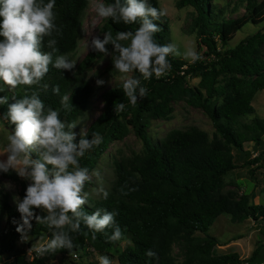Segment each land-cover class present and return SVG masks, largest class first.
<instances>
[{"label":"trees","instance_id":"obj_1","mask_svg":"<svg viewBox=\"0 0 264 264\" xmlns=\"http://www.w3.org/2000/svg\"><path fill=\"white\" fill-rule=\"evenodd\" d=\"M102 2L107 4L113 0ZM149 2L159 9L157 0ZM240 3L244 10L240 19L262 13L258 0H240ZM87 4L88 0H56V22L63 31L58 37L55 55L69 56L76 50ZM173 5L176 9L190 7L186 30L194 37L200 59L191 63L170 55L171 71L160 79L153 76L148 81L142 80L148 95L143 100L138 98L136 106L129 105L123 94L122 82L114 83L101 92V109L84 132L88 139L93 132L100 133L103 142L81 159V166L90 172L109 144L122 140L129 132L140 141V149L129 150L128 154L120 156L109 154L113 178L106 190L110 195L107 200L100 196L89 198L83 210L89 215L98 209L118 212L116 222L124 233V239L113 243L104 233H97L93 240L91 232L84 228L80 234H72L77 261L67 264H97L93 254L113 257L115 264L264 262V243L260 241L245 257H239L236 252L214 254V247L221 241L210 231L221 215L234 225L249 219L264 225V205L250 204L248 193L226 189L225 183L226 175L240 164H255L264 175V118L253 116L247 122L239 120L246 114H253L251 99L257 91L264 90V18L260 29L231 46L228 39L240 19L224 18V10L215 9L211 0H173ZM236 7L233 5L231 11ZM154 23L161 29L155 36L157 42L169 44L165 16ZM138 26L103 20L98 28L99 37L102 39L107 31L113 35L118 31H134ZM107 47L111 52V45ZM41 51H50L47 38L42 42ZM102 56L89 48L71 71L50 66L43 81L48 88L40 92V99L46 107L60 109V96L52 93V87L59 85L61 95L70 94L73 110L60 112L65 123L77 122L89 109L95 89L86 79L85 72ZM131 75L139 76L138 73ZM188 78H197L198 81L189 85ZM0 89H3L0 97L8 98L7 103L0 105V117H3L9 105L22 98L25 88L10 90L0 81ZM26 90L39 91V88L34 86ZM180 101L204 112L212 126L211 134L189 125L183 129L171 128L162 137L152 139L147 131L149 120L170 119L172 105ZM119 103H124L126 108L116 113L114 108ZM0 122L5 129L11 130L12 126L6 121ZM246 142L256 150V155L250 160L244 148ZM252 172L253 168L248 170L250 176ZM0 177L19 185L18 198L22 200L28 186L25 181L11 170L0 173ZM125 184V191L135 190L123 196L119 189ZM35 211L37 215H44L39 210ZM19 221L16 203L6 190L0 188V264H47L35 253L31 252L27 257L31 242L23 248L17 246L21 241L20 234L16 232ZM84 231L88 232L87 236ZM106 232L111 235L112 229H106ZM42 235L51 238L47 227L33 220L30 240ZM147 250H152L155 257H147ZM54 254L64 258L73 256L67 250Z\"/></svg>","mask_w":264,"mask_h":264},{"label":"clouds","instance_id":"obj_2","mask_svg":"<svg viewBox=\"0 0 264 264\" xmlns=\"http://www.w3.org/2000/svg\"><path fill=\"white\" fill-rule=\"evenodd\" d=\"M56 0H0V81L10 90L22 86L25 94L10 104L7 113L0 117L11 127L8 129L7 143L0 150V173L14 171L18 177L28 181L22 200L16 198V209L20 216L16 232L21 242L32 237V221L43 224L51 233L36 239L29 252L39 257L54 254L60 250L73 251V233L80 234L84 228L97 238V233L107 235L109 242L124 239V233L116 222V211L98 209L89 215L83 210L88 203L89 193L85 185L92 176L97 178L96 195L107 200L110 193L103 185L99 172L89 174L87 167L81 166V159L103 142V136L93 132L91 139L86 138L83 130L73 131L77 122L65 123L60 118L61 110L71 112L70 94L61 95L60 86L52 87V93L60 96V109L46 107L40 99V92L46 91L48 84L43 83L51 68L71 71L76 62L68 55H55L58 52V37L62 27L57 25L54 11ZM92 7L98 20L111 19L113 23L139 26L133 31L104 32L103 38L94 36L88 47L93 52L111 56L113 68L118 72L122 90L129 105L136 106L139 100L148 95V89L141 81L153 76L160 79L172 68L168 57L183 56L191 63L200 59L199 53L189 47L181 52L175 44L161 45L155 36L161 29L154 21L165 13L153 7L149 0H113L103 3L93 0ZM47 38L48 52L41 46ZM111 45L109 52L107 46ZM138 73L139 76L131 75ZM98 86L103 80H97ZM39 91H27L33 87ZM3 89H0L2 91ZM7 97H0V105L7 103ZM124 103L115 105L116 113L123 112ZM35 154V158H34ZM127 184L119 189L121 195H128ZM35 210L44 213L37 215ZM103 211V214L101 212ZM83 226V227H82ZM106 229H112L108 235ZM85 236L88 232L84 231ZM145 255L155 257L152 250ZM99 264H113L107 255L99 256Z\"/></svg>","mask_w":264,"mask_h":264},{"label":"rangeland","instance_id":"obj_3","mask_svg":"<svg viewBox=\"0 0 264 264\" xmlns=\"http://www.w3.org/2000/svg\"><path fill=\"white\" fill-rule=\"evenodd\" d=\"M262 7V13L260 15H254L253 17L246 16L240 19L242 16L243 4L240 0H211V4L215 9H223L224 18H238V24L233 28L230 33L228 44L234 45L240 39L246 35L251 34L262 26V20L264 18V0H258ZM102 2V0H99ZM158 7L165 13V18L168 26V40L169 43L175 44L178 49L183 52L189 47L195 49L194 37L192 34H187V25L190 19L191 9L190 7H183L176 9L173 5V0H157ZM93 0H88L87 8L84 12L82 19L81 35L78 40V44L74 53L69 55V58L76 63L81 60L85 53L89 50L91 39L94 36H99L98 28L103 20H98L92 7ZM233 5L237 6L234 11H231ZM196 51V50H195ZM185 61H189L183 56H175ZM76 65V64H75ZM119 73L113 68L111 56H102L98 61L94 62L90 68L85 72V77L90 85L95 89L93 96L90 99L89 109L79 117L77 120V127L73 130L79 135V133L85 130L86 126L97 116L99 113L102 100L101 92L114 83L121 82L119 80ZM103 80L104 84L98 86L97 80ZM198 81L197 78H188L187 83L189 85H195ZM251 106L253 107V114H246L239 120L240 122H247L253 116L264 118V90L257 91L251 99ZM173 111L171 118L168 120L163 119H150L148 122V134L152 139L160 138L162 135L171 128L183 129L189 125H195L204 130L208 135L212 132V126L208 117L199 108H193L180 101L172 105ZM8 130L5 129L0 122V150L7 143ZM244 148L247 152L248 160L252 159L256 155V150L249 142L244 143ZM140 141L129 132L122 140L114 141L109 144L105 152L100 156L95 167L89 172L91 175L93 172H99L100 177L103 180L105 189H108L112 181V169L110 164L109 154L126 155L129 150H139ZM264 158V155L262 156ZM6 157H0L5 159ZM240 162V161H239ZM238 162V163H239ZM253 168L252 175L250 176L248 170ZM20 180L21 179L19 177ZM226 189H237L249 194V203H258L264 205V175L262 170L255 164H240L233 171L226 175ZM28 185V181L24 180ZM237 186V188L234 187ZM97 178L92 176L91 180L86 183L85 191L89 193L90 199H96L99 196L95 194L94 189L97 187ZM0 188L6 190L10 199L16 203L18 198L19 185L9 179L0 177ZM225 216H219V219L215 221L213 228L210 230L212 234L218 238L221 243L217 244L214 249V254H221L224 252H236L239 257H245L249 254L257 241L264 243V225H259L252 220H246L243 223L234 225L224 218ZM36 239L29 240L26 243H35ZM25 242L18 241L17 246L20 248L25 247ZM125 242L122 243V245ZM176 251V250H175ZM174 251V252H175ZM29 250L27 251V257H29ZM92 257L97 260L99 264V257L94 254ZM115 264L113 257L110 258ZM43 260L47 264H67L71 261H77L74 255L71 258L60 257L58 254H49L43 257ZM264 264V262L262 263Z\"/></svg>","mask_w":264,"mask_h":264},{"label":"built area","instance_id":"obj_4","mask_svg":"<svg viewBox=\"0 0 264 264\" xmlns=\"http://www.w3.org/2000/svg\"><path fill=\"white\" fill-rule=\"evenodd\" d=\"M28 250H29V249H28ZM28 250H27V251H28ZM29 253H30V254H29V256H30V255H31V252H29Z\"/></svg>","mask_w":264,"mask_h":264}]
</instances>
